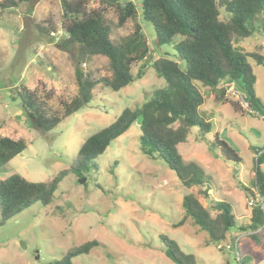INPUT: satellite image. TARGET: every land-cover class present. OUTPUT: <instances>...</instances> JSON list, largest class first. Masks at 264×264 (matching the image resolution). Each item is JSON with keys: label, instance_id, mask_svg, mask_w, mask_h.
Listing matches in <instances>:
<instances>
[{"label": "rangeland", "instance_id": "374dc122", "mask_svg": "<svg viewBox=\"0 0 264 264\" xmlns=\"http://www.w3.org/2000/svg\"><path fill=\"white\" fill-rule=\"evenodd\" d=\"M68 1H84L86 13H104L115 42H122L134 32L135 24H140L152 51L151 60L164 56L185 68L175 49L182 37L159 46L154 27L141 18L142 0H132L139 8L138 17L124 26H119L118 11L103 7L99 0ZM10 2L0 0V135L24 141L26 149L0 170V181L18 174L30 182H48L70 168L88 138L112 124L126 108H139L168 84L149 61L135 63V77L145 66L142 79L117 92L99 85L87 106L64 118L52 131L40 130L16 93L25 87L47 102L54 113L62 115L63 104L78 92V48L64 44L67 23L62 0H28L16 7ZM221 18L228 20L230 14L221 10ZM261 21L264 24V13ZM239 48L264 56V31ZM249 63L256 75L255 93L264 105V65L252 60ZM84 68L97 80L111 77L105 57L91 58ZM198 87L205 96L200 116L211 123L213 131L202 138L193 128L187 142L178 149L185 162H195L206 171L211 184L209 199L197 188L187 190L182 186L164 161L145 156L140 128L134 124L96 159L98 171L92 170L84 183L72 172L61 183L53 203L35 204L5 225L0 224V264H53L71 248L93 240L100 246L89 255L76 257L73 264H174L165 255L161 235L177 242L185 253L193 254L196 264H264V229L258 235L261 245L240 230L251 217L242 185L253 188L257 158L254 148H264V119L249 109L233 84L224 82L221 86L227 90V101H218L213 89L201 84ZM238 104L243 112L235 108ZM217 137L232 144L240 164L214 156L208 140ZM260 168L264 171V165ZM189 193L212 216L216 212L210 208L211 200L231 204L237 225L227 241L240 238L239 255L220 250L219 243H210L208 233L191 219L179 225L185 216L183 199Z\"/></svg>", "mask_w": 264, "mask_h": 264}, {"label": "trees", "instance_id": "16d2710c", "mask_svg": "<svg viewBox=\"0 0 264 264\" xmlns=\"http://www.w3.org/2000/svg\"><path fill=\"white\" fill-rule=\"evenodd\" d=\"M27 1L11 0L10 5L16 7L18 3ZM99 2L103 7L118 11L119 26L138 17L139 8L132 0ZM84 5V1L72 3L62 0L63 17L67 23L64 44L78 48V92L70 102L63 104V114L54 113L47 102L37 98L25 87H21L16 93L22 108L40 130L52 131L64 118L87 106L94 97L93 91L99 85L117 92L136 79H142L145 76V66H142L135 77L132 74L135 63L149 61L168 87L156 91L139 108H126L112 124L88 138L73 158L70 168L60 171L52 180L35 183L14 174L0 181L1 225L35 204L48 206L53 203L55 193L70 173L73 172L82 179L92 170L98 171L96 159L105 153L113 141L127 133L140 116L143 117V124L139 127L143 154L151 159L164 161L182 186L187 190L197 188L201 195L209 199L211 184L206 171L195 162H185L178 149L180 144L187 142L193 128L199 130L202 138L213 131L211 123L199 113L205 104V96L198 84L217 91L218 101H227V90L221 87L224 82L235 85L249 109L264 119V105L255 93L256 75L249 63L252 60L259 66L264 65V56L259 52H243L239 48L240 44L264 31L261 21L264 0H142L141 18L154 27L159 46L171 44L176 37H182L175 49L185 63L184 69L179 63L164 56L151 60L150 45L138 23L135 24L134 32L122 42L113 41L111 27L104 13H86ZM221 10L230 14L228 20L221 18ZM258 50L262 51V48L258 47ZM96 56L108 60L111 77L97 80L85 70L84 65ZM235 108L243 112L239 104ZM208 144L216 158L241 163L236 149L224 139L217 137L215 140H208ZM25 149L24 141L0 135V170ZM254 151L257 158L253 188L242 185L247 199L254 197L255 193L264 194V171L260 168L264 165V148H254ZM182 206L185 216L179 225L182 226L191 219L208 233L212 244L227 241L230 231L237 225L232 206L228 202L211 200L210 208L216 212L215 216L191 193L185 195ZM263 229L264 214L259 207H255L251 210L249 224L241 226L240 230L249 233L261 245L258 235ZM160 239L164 244L165 255L174 264L197 263L196 257L185 253L174 240L163 235ZM99 246L100 243L93 240L73 247L53 264H73L76 257L89 255ZM238 252L231 253L237 256L240 254L239 249Z\"/></svg>", "mask_w": 264, "mask_h": 264}, {"label": "built area", "instance_id": "2783aa9c", "mask_svg": "<svg viewBox=\"0 0 264 264\" xmlns=\"http://www.w3.org/2000/svg\"><path fill=\"white\" fill-rule=\"evenodd\" d=\"M241 97H242V100L244 101L242 95H241ZM248 206H249L250 210L254 209L255 207H259L260 210L264 214V194L255 193V196L248 200ZM239 242H240V238H235L233 241L232 240L231 241H225V242L219 244L218 248L220 250H225L228 252H235L236 251L238 254L239 253L238 249H239V245H240Z\"/></svg>", "mask_w": 264, "mask_h": 264}, {"label": "water", "instance_id": "95a60500", "mask_svg": "<svg viewBox=\"0 0 264 264\" xmlns=\"http://www.w3.org/2000/svg\"><path fill=\"white\" fill-rule=\"evenodd\" d=\"M136 124H137L139 127L142 126V124H143V117H142V116H140V117L137 118ZM84 182H85V179H84V178L81 179L80 183H84Z\"/></svg>", "mask_w": 264, "mask_h": 264}]
</instances>
